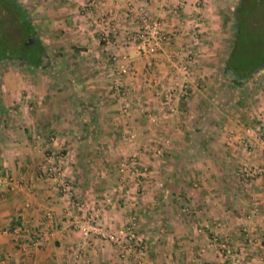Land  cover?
<instances>
[{
  "label": "crops",
  "instance_id": "obj_1",
  "mask_svg": "<svg viewBox=\"0 0 264 264\" xmlns=\"http://www.w3.org/2000/svg\"><path fill=\"white\" fill-rule=\"evenodd\" d=\"M33 1L48 61L0 72V264H264V65L239 101L219 105L211 88L236 0H183L178 12L172 0ZM154 19L171 40L153 44ZM113 55L131 64L119 86ZM50 151H62L70 195L45 173ZM130 155L137 175L117 170ZM242 164L262 171L244 179ZM95 208L111 228L135 215L143 246L83 245L71 219Z\"/></svg>",
  "mask_w": 264,
  "mask_h": 264
},
{
  "label": "built area",
  "instance_id": "obj_2",
  "mask_svg": "<svg viewBox=\"0 0 264 264\" xmlns=\"http://www.w3.org/2000/svg\"><path fill=\"white\" fill-rule=\"evenodd\" d=\"M183 4V0H172V11L178 12ZM158 19H154L151 24H148V37L153 39V44H161L163 41H169L172 38L171 33H164L160 31ZM136 34L131 36L133 39ZM112 59L114 60V70L116 73V77L114 80L115 85L119 86L121 78L131 71V64L129 61H117V56L113 55ZM191 61H179L178 68L181 71V74H187L189 72V65ZM116 86V94L123 96V91L120 90ZM174 87H169L162 93L161 104L162 106L168 105L171 102L173 97L172 93ZM121 109L123 113H128V104L123 103L121 105ZM145 112H147V117L149 121L154 122L155 116L153 114L152 108H146ZM43 167L45 173L48 177H51L55 183H57L58 187L66 194L70 195L73 191L74 185L65 175L62 168V151H50L45 155V159L43 162ZM117 170L120 173L127 172L129 174H138L139 165L138 159L136 155H130L127 158L121 160L117 164ZM262 168L254 165L242 164L239 170L240 175L244 179H248L255 174L261 173ZM14 181L13 178H11ZM106 201L108 203L112 202V198L110 196L106 197ZM71 224L77 230H79L80 234L83 237V245L91 243L93 238H99L109 243H115L122 246V255H125L126 252H133L138 248L143 246L141 239L138 238L136 229L138 225V221L135 215H129L127 221H125L121 226L117 228H111L105 226L100 220V213L97 208L91 209L88 215L85 218L80 217H72ZM22 227H17L14 232L18 233ZM79 245L76 248V255L82 253L84 250V246Z\"/></svg>",
  "mask_w": 264,
  "mask_h": 264
},
{
  "label": "trees",
  "instance_id": "obj_3",
  "mask_svg": "<svg viewBox=\"0 0 264 264\" xmlns=\"http://www.w3.org/2000/svg\"><path fill=\"white\" fill-rule=\"evenodd\" d=\"M226 10L227 11L222 14V20L224 23L231 22L233 37L229 46L230 49L225 58L224 71L229 77L232 76L241 81L247 80L252 76L253 71L259 64H264V55L258 57L257 60L260 61L259 63L251 66L248 65L247 67L245 66L243 72H239L240 67L236 66L234 61L239 50L237 40L244 26L254 23L264 24V0H237L231 7L227 6ZM5 12L6 16L9 13L7 20L4 18ZM255 12H259V14ZM10 18L15 20V24H11ZM1 21L5 22L7 25L6 29L0 28V41L4 43V39L9 40L8 35L11 39V37L14 36V34H12V28L14 29V27L19 31V34L21 33L23 40H21L20 45L17 47H15L13 43H8L9 45L0 47V60L11 59L14 60L12 62L19 61L26 62L27 64L41 61L44 55L43 53L45 52L44 46L36 36L34 37L36 26L31 23L26 8L19 0H0V22ZM15 37L17 36H14V38ZM32 37L35 39L28 41V39ZM19 47H23L22 49L25 51L24 54L19 53Z\"/></svg>",
  "mask_w": 264,
  "mask_h": 264
},
{
  "label": "rangeland",
  "instance_id": "obj_4",
  "mask_svg": "<svg viewBox=\"0 0 264 264\" xmlns=\"http://www.w3.org/2000/svg\"><path fill=\"white\" fill-rule=\"evenodd\" d=\"M20 2L26 8L28 16L31 20V23H33L36 26L38 16L34 14V13H37V10H35V8L38 9L39 7H42V6H40L38 2H35V1L32 2V0L31 1L28 0V1H24V2L20 1ZM233 3L230 4V7ZM255 13L259 14V12H255ZM8 14L6 16V12L4 13V18L6 20L8 19ZM42 19L43 18H41V20ZM11 24H15L14 19H11ZM224 24L227 25L229 27V29L231 28L233 30L231 22L224 23ZM6 25L7 24L5 22H2V21L0 22V28L2 27V28L6 29ZM262 28H263V30H262ZM34 31H35L34 37L36 36L38 39H40L41 38L40 30L36 27ZM5 32H6V30H5ZM263 33H264V24H260V23H254V24H251L248 26H244L242 32H240L239 39L237 40L239 50H238V54L234 60L235 65L240 67L239 72H243L245 66L246 67L248 65L251 66L253 64H257L260 62L257 59L260 55H264V34ZM12 34H14V36H17V37L14 38V36H13L10 39V36L8 35L9 40L4 39V41L6 43L5 42L3 43L2 41H0V47L5 46V45H9L8 43H13L15 47L20 45L21 40H23V36L21 35V33L19 34V31L14 27V29L12 28ZM232 37H230L229 45L227 47V52L230 49L229 46L231 44ZM34 39L35 38H33V37L29 38L28 41H32ZM22 43H23V41H22ZM22 48L23 47H19V49H20L19 53L24 54L25 51ZM45 52H46V54L44 53L43 59H41V61H48L49 50L45 49ZM226 55H224L221 58V61H223V64H221V66L218 67V71L216 72V76L214 79L215 84L211 87L212 91H214V93L217 96L216 97L217 103L219 105H223V106L226 102L229 103L230 97L234 98L233 97L234 90L239 89L238 87L246 82V80L241 81L238 78H235L232 76H230V77L227 76V74L224 71ZM0 61H2V64H0V72H4L5 70H7L9 68L8 66H10L11 68H14V67L18 66L19 63H21L19 61H18V63L12 62L14 60H11V59H5V60H0ZM9 61H11V62H9ZM113 65H114V62H113ZM188 65H189L188 69H189V71H191L190 64H188ZM259 65L257 66V68H255L252 75H255L258 72V69H260L264 64L263 65L259 64ZM251 89H253V88H251ZM234 99H236V101H239V94H238V98L235 97Z\"/></svg>",
  "mask_w": 264,
  "mask_h": 264
}]
</instances>
